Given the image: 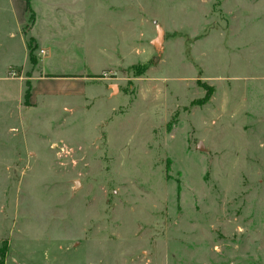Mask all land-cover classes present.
Listing matches in <instances>:
<instances>
[{"label":"rangeland","instance_id":"1","mask_svg":"<svg viewBox=\"0 0 264 264\" xmlns=\"http://www.w3.org/2000/svg\"><path fill=\"white\" fill-rule=\"evenodd\" d=\"M3 245L20 263L264 264V0H0Z\"/></svg>","mask_w":264,"mask_h":264},{"label":"crops","instance_id":"2","mask_svg":"<svg viewBox=\"0 0 264 264\" xmlns=\"http://www.w3.org/2000/svg\"><path fill=\"white\" fill-rule=\"evenodd\" d=\"M84 1H87V0H84ZM84 8H85V7H83L82 9H84ZM111 8H112V7H107L106 10L109 11ZM103 10H104L105 13H106L105 8H104ZM35 20H36V19H35ZM35 20H34L33 25L31 26V28H29V31H30V30L33 28V26L35 25ZM34 40H35V39H34ZM35 42H36V45H37V47H38L39 49L44 50V55H45L48 49H46L45 47H42L40 44L37 43L36 40H35ZM131 42H132V41H131ZM118 46H120V44H118ZM113 51H116V49L113 48ZM114 53H115V54H114ZM120 53H121V49H119V54L116 53V52H113V54L110 55V56L113 57V58H118V61L113 60V59H109V60H110V64H107V65H110V66H111V65H114V66H120V65H121ZM44 55H40V58H38V63L41 61V59H42V57H43ZM107 65H106V66H107ZM84 66H85V65L83 64V68H84ZM85 67H87V66H85ZM88 68H90V67H88ZM81 72H83V71L81 70V71H79V72H77V73H75V74H79V73H81ZM42 73H43L44 75H51V74L44 73V72H42ZM34 79H35V78H34ZM39 86H40V83H39ZM41 86H42V87H41V88H42V91H44V92H46V93H47V91H52V87H51L50 83H41ZM39 89H40V87L33 89V93H32V95H34V94L37 93V92H42V91H40ZM77 91H82L83 93H86V92L89 91V88H88V87L85 88V85H84L83 87H79V86H77ZM30 94H31V93H30ZM1 247H2V246H0V248H1ZM23 263H24V264H36V263H33V262H31V263H27V262H22V263H20V262L17 261V259L12 258V257L9 258L8 254H5L4 264H23ZM38 264H39V263H38ZM44 264H52V263H51L50 260H48V261H46V263H44Z\"/></svg>","mask_w":264,"mask_h":264},{"label":"trees","instance_id":"3","mask_svg":"<svg viewBox=\"0 0 264 264\" xmlns=\"http://www.w3.org/2000/svg\"><path fill=\"white\" fill-rule=\"evenodd\" d=\"M27 7V10L29 12V21H28V24L26 25V28H31V26L33 25L34 23V20H35V14L30 10L29 6L26 5ZM26 28L24 30V33L26 31ZM27 51H28V60H29V63L31 65H35L38 63V58H36L33 54V51L36 49V43H35V40L32 38V37H29L28 40H27ZM27 84V89L26 91L24 92V98H28L30 96V88H29V80H28V83ZM4 259H5V246L3 245L1 248H0V264H4Z\"/></svg>","mask_w":264,"mask_h":264},{"label":"water","instance_id":"4","mask_svg":"<svg viewBox=\"0 0 264 264\" xmlns=\"http://www.w3.org/2000/svg\"><path fill=\"white\" fill-rule=\"evenodd\" d=\"M163 42V31L161 28L157 29V34L155 40H153L152 44L157 49Z\"/></svg>","mask_w":264,"mask_h":264},{"label":"built area","instance_id":"5","mask_svg":"<svg viewBox=\"0 0 264 264\" xmlns=\"http://www.w3.org/2000/svg\"><path fill=\"white\" fill-rule=\"evenodd\" d=\"M43 52V51H42Z\"/></svg>","mask_w":264,"mask_h":264}]
</instances>
